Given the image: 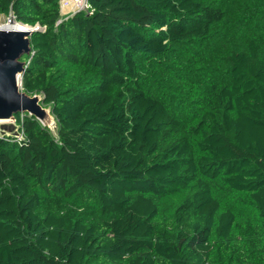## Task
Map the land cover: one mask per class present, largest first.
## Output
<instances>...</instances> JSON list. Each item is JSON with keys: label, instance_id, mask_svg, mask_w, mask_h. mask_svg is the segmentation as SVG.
<instances>
[{"label": "trees", "instance_id": "trees-1", "mask_svg": "<svg viewBox=\"0 0 264 264\" xmlns=\"http://www.w3.org/2000/svg\"><path fill=\"white\" fill-rule=\"evenodd\" d=\"M88 3L0 0L57 124L0 138V264H264V0Z\"/></svg>", "mask_w": 264, "mask_h": 264}, {"label": "water", "instance_id": "water-1", "mask_svg": "<svg viewBox=\"0 0 264 264\" xmlns=\"http://www.w3.org/2000/svg\"><path fill=\"white\" fill-rule=\"evenodd\" d=\"M33 32V29L15 30L7 25L0 26V127L9 131L17 122V112H28L46 127L51 128L56 122L41 94H29L22 89L26 63L21 56L31 52Z\"/></svg>", "mask_w": 264, "mask_h": 264}, {"label": "built area", "instance_id": "built-area-1", "mask_svg": "<svg viewBox=\"0 0 264 264\" xmlns=\"http://www.w3.org/2000/svg\"><path fill=\"white\" fill-rule=\"evenodd\" d=\"M89 9H90V5L88 3V0H77V7L75 11L89 10ZM89 13H92V11H89ZM5 18H6V21L5 20L0 21V26L7 25L8 27H11L12 29H15V30L33 29L34 31L42 28L39 24L29 25V24H25V23L17 21L13 13H10ZM15 125H16V130H17V132H15V140L18 142L23 141L25 139V136L23 132L19 129L20 126L17 123H15ZM8 135H9L8 131H2V128H0V138H4L5 136H8Z\"/></svg>", "mask_w": 264, "mask_h": 264}, {"label": "rangeland", "instance_id": "rangeland-1", "mask_svg": "<svg viewBox=\"0 0 264 264\" xmlns=\"http://www.w3.org/2000/svg\"><path fill=\"white\" fill-rule=\"evenodd\" d=\"M61 6H62V14L63 15L72 14L77 7V0H61ZM3 20L6 21L5 16L0 15V21H3ZM255 22H257V21H255ZM11 127H12V130H10V131L5 129V128H2V131H8L9 132L8 136L11 137L12 139H15L14 138L15 132H17L15 123L12 124ZM51 130L54 134H57V124L56 123L51 127ZM5 134H7V133H5Z\"/></svg>", "mask_w": 264, "mask_h": 264}, {"label": "clouds", "instance_id": "clouds-1", "mask_svg": "<svg viewBox=\"0 0 264 264\" xmlns=\"http://www.w3.org/2000/svg\"><path fill=\"white\" fill-rule=\"evenodd\" d=\"M17 123V122H16Z\"/></svg>", "mask_w": 264, "mask_h": 264}]
</instances>
